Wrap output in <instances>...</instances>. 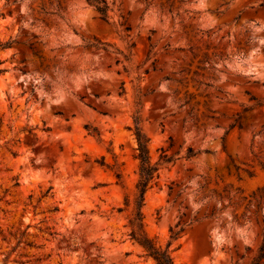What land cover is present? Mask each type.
Returning a JSON list of instances; mask_svg holds the SVG:
<instances>
[{
    "label": "rangeland",
    "instance_id": "1",
    "mask_svg": "<svg viewBox=\"0 0 264 264\" xmlns=\"http://www.w3.org/2000/svg\"><path fill=\"white\" fill-rule=\"evenodd\" d=\"M101 1L0 0V264H254L264 0Z\"/></svg>",
    "mask_w": 264,
    "mask_h": 264
},
{
    "label": "trees",
    "instance_id": "2",
    "mask_svg": "<svg viewBox=\"0 0 264 264\" xmlns=\"http://www.w3.org/2000/svg\"><path fill=\"white\" fill-rule=\"evenodd\" d=\"M96 9L102 14L103 17H107L109 8L104 1L97 0ZM136 137L138 140V158L140 160V179L137 184L138 194L135 203L137 209L136 217L137 219H140L142 216L141 209L145 204L146 192L150 188V183L154 180L155 176L158 178V175H155L158 169L155 165L151 164L147 147L148 141L146 137L139 131L136 133ZM192 153V148H189L188 154L191 155ZM171 231L172 238H174L176 233L173 229H171ZM137 241L145 249L147 255L152 257L157 262V264H174L173 259L168 254L167 250H162L145 237L137 238ZM262 258H264V253L260 254L259 258L255 260L254 264H258L259 260Z\"/></svg>",
    "mask_w": 264,
    "mask_h": 264
}]
</instances>
